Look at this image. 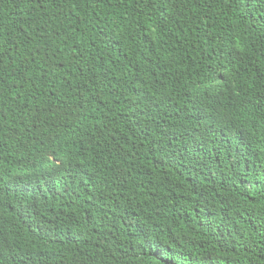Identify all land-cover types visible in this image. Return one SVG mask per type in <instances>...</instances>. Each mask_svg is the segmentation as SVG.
Masks as SVG:
<instances>
[{
    "label": "trees",
    "instance_id": "obj_1",
    "mask_svg": "<svg viewBox=\"0 0 264 264\" xmlns=\"http://www.w3.org/2000/svg\"><path fill=\"white\" fill-rule=\"evenodd\" d=\"M0 264H264V0H0Z\"/></svg>",
    "mask_w": 264,
    "mask_h": 264
}]
</instances>
